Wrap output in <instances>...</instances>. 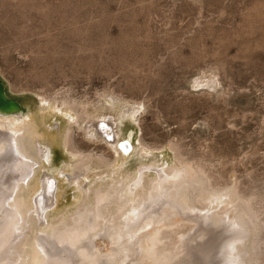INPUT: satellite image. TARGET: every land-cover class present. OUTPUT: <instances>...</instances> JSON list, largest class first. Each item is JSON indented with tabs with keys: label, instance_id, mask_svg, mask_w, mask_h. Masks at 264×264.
Returning <instances> with one entry per match:
<instances>
[{
	"label": "rangeland",
	"instance_id": "rangeland-1",
	"mask_svg": "<svg viewBox=\"0 0 264 264\" xmlns=\"http://www.w3.org/2000/svg\"><path fill=\"white\" fill-rule=\"evenodd\" d=\"M0 83L51 140L35 177L55 180L56 212L108 180L97 153L124 156L128 172L183 155L264 220V0H0ZM62 97L112 138L73 124L84 153L70 152L76 116L44 100L59 110Z\"/></svg>",
	"mask_w": 264,
	"mask_h": 264
},
{
	"label": "bare ground",
	"instance_id": "bare-ground-1",
	"mask_svg": "<svg viewBox=\"0 0 264 264\" xmlns=\"http://www.w3.org/2000/svg\"><path fill=\"white\" fill-rule=\"evenodd\" d=\"M44 100L52 114L76 116L65 130L75 155L84 151L73 139V124L85 122L89 135L103 132L112 138L110 124L87 119L78 100L62 97L59 110L56 100ZM4 109L0 264H264V220L235 186L212 182L202 164L183 155H177L175 166L142 163L128 172L122 171L124 156L93 153L109 168L108 180L81 192L73 207L56 212L55 180L44 171L37 183L35 177L41 161L49 159L45 145L52 146L42 121L16 112L20 108ZM86 160L77 161L73 174L66 173L72 183H81Z\"/></svg>",
	"mask_w": 264,
	"mask_h": 264
},
{
	"label": "water",
	"instance_id": "water-1",
	"mask_svg": "<svg viewBox=\"0 0 264 264\" xmlns=\"http://www.w3.org/2000/svg\"><path fill=\"white\" fill-rule=\"evenodd\" d=\"M4 108H12V109H18L20 108L18 111L16 112H22L21 111V107L19 106L18 103L14 102V101H11L9 99H7L4 95V92H3V86L2 84L0 83V110L2 111H8ZM127 144V143H125Z\"/></svg>",
	"mask_w": 264,
	"mask_h": 264
},
{
	"label": "snow or ice",
	"instance_id": "snow-or-ice-1",
	"mask_svg": "<svg viewBox=\"0 0 264 264\" xmlns=\"http://www.w3.org/2000/svg\"><path fill=\"white\" fill-rule=\"evenodd\" d=\"M101 127H103V125H101ZM109 139H111V137H109ZM125 147H126L125 143H121L120 148L122 151L125 149Z\"/></svg>",
	"mask_w": 264,
	"mask_h": 264
}]
</instances>
